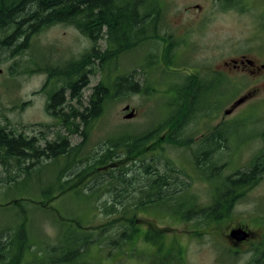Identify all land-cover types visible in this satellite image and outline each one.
<instances>
[{
	"label": "rangeland",
	"instance_id": "1",
	"mask_svg": "<svg viewBox=\"0 0 264 264\" xmlns=\"http://www.w3.org/2000/svg\"><path fill=\"white\" fill-rule=\"evenodd\" d=\"M197 4L201 7L198 8ZM234 5L226 8L212 0H158L159 11L150 16L156 17V20L152 24L149 22L150 26L155 27L156 35L116 55L103 68L95 66L87 86L80 85L84 105L81 104L79 108L83 109L87 105L89 95L99 81L111 83L123 74L128 73L132 81L139 83L138 86L148 88H121L103 115L90 124H81L79 132H71L63 124L62 118L49 109L50 93L64 85L53 77L49 78L46 69L61 67L78 59L91 48L92 40L71 24L56 23L29 36L24 44V51L13 54L12 50L17 44L12 49L0 46L2 125L17 133L36 136V146L39 149L45 148L51 141L60 142L62 137H66L63 142H68L67 146H78L77 153H80V160L82 159L78 164L83 169L88 165L87 157L99 151L102 143L109 138L126 131L132 134L149 131L172 117L169 123L158 130L160 140H150L148 143L147 154L154 155L159 164L154 163L155 170L152 174H146L142 170L136 172L130 184L135 191H131L128 213L132 215V205L135 202L144 201L139 196L142 193L139 187L154 174L164 173L167 164H171L178 172L168 179L169 185L166 188L162 186L164 193L175 199V191H183V194L177 195L178 199L199 204L194 207L195 211L191 212L190 218L177 217L169 209L163 208L162 211L159 209L162 207L160 205L137 209L133 221L117 220L118 217L114 218L117 214L108 216L103 211H98L97 207L92 209L93 201L86 195L88 193L75 196L73 191H67L43 210L34 204L26 205V234H30L32 243L40 244L36 248L42 245L48 251L58 243L61 217L56 216V208L59 211L69 208L74 216L93 225L89 230H94L96 240L81 248L84 249L81 257L84 264H249L264 251V169L257 182L243 189L230 212L219 220L205 216L202 211L213 202L216 181L200 180L193 170L197 168L194 160L197 146L193 141L201 131L211 132V129L219 125L223 133L218 136L217 143L210 142L209 145L213 153H209L208 147L200 150L202 157L208 154L214 157L213 166L221 167L219 180L235 176L238 171H245L259 156L262 158L260 167L264 166V134L261 132L264 129V80H256L249 73H232L231 65L223 63L253 44L260 30L263 32L261 37L264 38V11L262 5L256 2ZM209 10L214 11V18L208 36L203 35L198 40L199 32L192 31L190 45L180 49L183 31L196 23L190 13ZM169 42L172 46L167 48L166 43ZM196 42L201 45H194ZM95 46L101 52L104 51L107 47L106 39L98 38ZM208 60L214 61V87L209 95L196 98L198 103L194 101L191 104L193 107H205L195 110L182 121L179 120L173 133L175 126L172 124L176 117L170 101L178 93L183 95L184 91L179 92L178 89L184 86L188 74L193 73L192 69L197 65L203 67ZM257 87H261V90L256 94L253 92V96H246ZM72 100L70 106L78 107L76 99ZM208 101L211 104L209 108ZM127 104L131 108L124 111ZM132 110L135 112L134 116L125 118ZM154 134L156 133H152ZM40 158L35 162L36 168L40 170L34 173L38 183L32 189L38 194L34 197L36 203L41 200V187L52 181L53 176L64 166L62 161L67 160L58 157L53 164H48L52 160L47 155ZM66 172L68 173L67 170ZM66 172L62 177H65ZM91 175L92 173H85L80 179H76L78 185H87ZM217 175L213 174L211 178L215 179ZM2 176L5 174L0 166V177ZM126 184L128 183H124ZM3 187L0 182V193ZM85 190L90 192L89 189ZM106 196H99L94 205L101 207V203L110 197ZM126 198L118 194L117 197H110V200L116 199V205L122 207ZM186 200L187 205L189 202ZM173 201L169 200V205L172 206ZM10 212L0 202V230L16 224V221L13 222V219H17L16 211L12 212V216L8 215ZM131 223L133 228L128 232H132L135 238L132 244H113V240L117 239V226H130ZM237 227L252 233L249 242L233 243L230 232ZM160 249L164 250L163 254ZM161 255L164 257L160 258Z\"/></svg>",
	"mask_w": 264,
	"mask_h": 264
},
{
	"label": "trees",
	"instance_id": "2",
	"mask_svg": "<svg viewBox=\"0 0 264 264\" xmlns=\"http://www.w3.org/2000/svg\"><path fill=\"white\" fill-rule=\"evenodd\" d=\"M157 5L158 0H0V46L12 49L17 44L12 53L24 51V44L27 43L29 36L56 23L71 24L92 40L93 45L80 58L61 67L53 66L46 69L49 78L53 77L64 85L61 89L50 93L49 109L54 110L55 115L62 118L63 124L71 132H79L81 124H90L91 121L103 115L121 88L125 86L129 89L138 88V90L148 88L138 86L139 83L132 81L128 73L123 74L111 83L99 81L93 87L87 105L83 109L79 108L81 104L84 105L82 87L89 83L90 74L95 66L98 65L99 69L103 68L104 65L110 64L116 55L156 35L155 27L150 26L149 22L152 24L156 20V17L150 16L158 13ZM98 38H105L107 42V47L102 52L95 46ZM19 39L22 40L19 41ZM65 85L69 89L67 96L66 91L64 92ZM184 88H187V83L178 89L179 92L184 91L183 95L178 93V96L170 101L176 117L172 124L174 128L179 120L182 121L195 110L205 107L204 105L193 107L192 102L198 103V101L196 98L190 100V97L185 95ZM71 98L76 99L78 107L70 106V102L73 101ZM207 106L208 108L211 106L209 101ZM170 118L168 117L165 123H169ZM165 123L149 131L134 134L126 131L109 138L107 142L102 143L99 151L87 155L88 165L83 169L78 164L82 161L80 153H77L78 146L73 144L67 146L68 142H63L66 137H62L60 142L51 141L45 148L39 149L36 146V136H28L23 132L17 133L14 129L0 123V166L5 174L4 177H0V182L4 186L0 202L6 209L11 210L8 215L12 216V212L16 211L15 217H17L16 220L13 219L16 224L0 230V264H84L81 262L84 249L81 248L96 240L94 230H89L93 225L86 224L82 218L74 216L72 209L59 211L56 208V216L61 217L60 237L58 243L52 245L48 251H45L42 245L36 248L40 244L32 243L30 234H26L25 215L28 211L26 205L34 204L43 210L50 205V202L67 191H73L75 196H80L84 192L88 193L86 195L93 201L92 209L97 207L98 211H103L108 216L117 214L114 217H118L117 220L133 221L137 209L160 205L162 207L159 209L162 211L163 208L169 209L177 217L190 218L191 212L195 211L194 207L198 206V203L185 199L189 202L186 205L184 199H178L177 195L183 191H175V199L164 193L163 188L169 185L168 179L178 172L171 164H167L164 173L154 174L139 187L142 190L139 196L144 201L135 202L132 205L134 207L132 215L128 213L130 212L129 198L134 190L130 184L136 172L142 170L146 174H152L155 170L154 163L159 164L154 155L147 154V148L150 140H160L158 130ZM82 130H80L81 133ZM152 133L156 134L152 135ZM222 133L223 131L217 128L208 139L217 143L218 136ZM200 150L201 148H197L195 151L198 165L201 164L200 157H202ZM43 155H47L52 160L48 164H53L58 157H64L67 160L62 161L65 164L61 171L53 176L52 181L46 182L41 187V200L36 203L34 197L38 194L32 189L38 183L34 173L40 169L36 168L35 162ZM261 163L262 158L259 156L248 169L238 171L235 176H226L222 180L215 177L213 181L217 183V192L212 204L203 208L205 216L213 220L225 217L242 190L257 182L264 169V166L260 167ZM64 172L66 175L62 177ZM85 173H92L89 184L78 185L76 179H80ZM124 183L128 184L124 185ZM36 187L39 186L36 185ZM85 189H89L90 192ZM118 194L127 197L126 201L122 202V207L116 205V199L110 200V197H117ZM102 195L110 197L101 203V207L94 205L96 199ZM169 200H174L172 206L169 205ZM132 228V223L130 226L118 225L117 239L113 240V244L127 242L131 245L135 238L128 230ZM12 229L13 232H10ZM160 252L163 254L164 250ZM163 257L164 255L160 256V258ZM253 261L249 264H264V258L257 257Z\"/></svg>",
	"mask_w": 264,
	"mask_h": 264
},
{
	"label": "flooded vegetation",
	"instance_id": "3",
	"mask_svg": "<svg viewBox=\"0 0 264 264\" xmlns=\"http://www.w3.org/2000/svg\"><path fill=\"white\" fill-rule=\"evenodd\" d=\"M214 3H219L223 4V7H232L235 6L234 4H251L252 2H256L262 5V9L264 11V0H212ZM198 8H200V5H196ZM264 13V12H262ZM192 19L196 21V23L192 24L191 26L187 27L182 34L181 40L183 41L181 48H184L185 46L190 45L189 40L191 38V32L197 30L199 34L197 35V39L200 40L203 35L208 36V32L211 31L212 29V24H213V18H214V11L209 10V11H200V12H191ZM259 31V30H258ZM260 33L256 35V40L253 44H251L247 49H245L241 54H239L236 57L230 58L228 61H224V64L231 65L230 71L234 73L235 71L239 72H244V73H249L253 76H255L256 80H264V38L261 37L262 31H259ZM209 40V38H207ZM210 41V40H209ZM185 44V45H184ZM194 44V43H193ZM194 45L200 46L198 42H196ZM172 46V43H166V47L170 48ZM180 54V53H179ZM80 58V57H79ZM173 61V60H172ZM196 68H193V73L188 74V80L186 81L187 83V88L185 90V95L190 97V98H200L204 96H207L211 93V89L214 87V61L213 60H208L206 64L202 67L200 65L195 66ZM225 67V66H224ZM239 69V70H237ZM242 69V70H241ZM191 77V78H190ZM263 82V81H262ZM260 81V83H262ZM259 83V84H260ZM80 84V82H79ZM66 88V93H69V89L67 85H65ZM261 87L254 88L250 91L249 94L246 96H253V92L255 94L257 91H260ZM254 94V95H255ZM67 96V94H66ZM54 112V110H52ZM55 113V112H54ZM220 128V125L215 127L214 129L210 130H205L201 131L200 134L196 137L193 141V143L196 144L197 148H202V147H208L210 149V142L211 139H208L211 135H213V132L217 129ZM176 128H174L172 131L174 132ZM264 134V129L261 131ZM211 133V134H210ZM185 142V141H184ZM220 142V141H219ZM188 143V141H186ZM202 152V151H200ZM213 153V149L211 147L209 153ZM201 158V164L196 163V157H194L195 163L197 168H194L195 172L198 175V178L200 180H213L211 176L213 174H218L217 178L220 174V168L217 166H213L214 164V157L208 154V156L205 157H200ZM200 163V162H199ZM215 169V170H214ZM213 171V173H212ZM214 178V177H213ZM213 191L217 192V188H214ZM240 229L246 232V237L243 239H237L232 237L231 232L233 230ZM236 229H233L230 232V237L233 241V243L237 242L239 244H243L245 242H249L251 240V235L249 232L246 230L237 227ZM264 232V228H262ZM256 234H259L256 232ZM263 259V252L259 254V257Z\"/></svg>",
	"mask_w": 264,
	"mask_h": 264
},
{
	"label": "water",
	"instance_id": "4",
	"mask_svg": "<svg viewBox=\"0 0 264 264\" xmlns=\"http://www.w3.org/2000/svg\"><path fill=\"white\" fill-rule=\"evenodd\" d=\"M131 108V106L129 104H127L125 107H124V111H127ZM135 112L134 110H132L131 112L127 113L124 117L129 119V118H132L134 116ZM231 235L232 237L234 238H237V239H243L246 237V232L243 231V230H240V229H236V230H233L231 232Z\"/></svg>",
	"mask_w": 264,
	"mask_h": 264
}]
</instances>
